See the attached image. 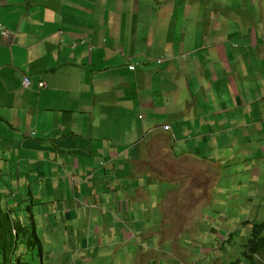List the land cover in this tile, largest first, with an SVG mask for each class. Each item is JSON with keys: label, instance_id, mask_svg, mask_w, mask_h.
<instances>
[{"label": "crops", "instance_id": "crops-1", "mask_svg": "<svg viewBox=\"0 0 264 264\" xmlns=\"http://www.w3.org/2000/svg\"><path fill=\"white\" fill-rule=\"evenodd\" d=\"M114 2L0 0V22L12 31L7 38L0 34L4 202L14 207L45 200L48 213L70 221V232L77 227L74 210H85V225L95 222L98 229L97 218L115 214L107 207L122 209L125 198L141 202L137 193H125L126 180L134 173L150 203L154 195L146 187L153 184V175L181 187V205L186 181L193 184L191 169L205 193L212 169L200 155L209 154L211 147L222 149L226 131L235 128L225 126V119L237 118L245 105L231 94L232 87L238 89L236 79L222 71L225 46L216 40L206 44L205 34L200 45L184 34L195 14L192 4L129 0L125 14L114 11ZM199 15L198 28L211 30ZM149 19L155 20L147 26L150 34L140 36L139 28ZM158 58L165 61L158 63ZM25 77L31 79L29 87L23 85ZM12 107L25 112H10ZM17 113L31 131L22 139L14 127ZM187 160L196 163L185 172L175 173L169 166ZM175 175L184 176L185 184ZM84 242L85 248L91 244L90 239ZM108 242L117 244L120 238L112 236Z\"/></svg>", "mask_w": 264, "mask_h": 264}, {"label": "rangeland", "instance_id": "rangeland-1", "mask_svg": "<svg viewBox=\"0 0 264 264\" xmlns=\"http://www.w3.org/2000/svg\"><path fill=\"white\" fill-rule=\"evenodd\" d=\"M128 2L115 0L114 11L119 9L127 14ZM183 2L192 4L195 13L189 17L184 34L189 35L191 42L200 45L205 34L206 44L216 40L221 47L225 46L222 71L229 80L232 76L236 79L238 89L232 87L231 94L235 92L245 104L239 108L237 118L225 119V126L235 128L226 131L228 141L224 142L222 149L216 152L211 147V155H200L212 169L209 187L206 186L205 193H201L198 173L194 169H191L193 175H188L193 177L190 185L182 181L184 176L175 175L187 186L181 205L178 203L181 187L169 184L166 177L153 175V184L146 187L151 188L154 195L150 203L141 183L136 181L138 174L134 173L126 180L125 193H137L141 202L138 198H125L122 209L107 207L108 211L115 210V214L97 218L101 226L98 229L93 227L95 222L91 227L85 225L82 220L86 216L85 210L80 213L74 210L72 214L77 217L74 232L66 229L71 223L65 217L48 213L49 203L45 200L36 201L34 205L31 201L17 202L10 207L13 218L19 217L30 223L33 217L42 243V261L37 248L29 253L34 263L228 264L242 257L253 223H264V0ZM199 14L204 17L203 25L210 26L211 30L198 28ZM154 23L153 19L144 22L139 35H149L151 30L147 26ZM15 110L25 112L24 107L10 108V112ZM14 118L20 124L14 126L15 130L20 129V139L31 134L27 130L30 126L18 120L19 114ZM212 134H207L210 146ZM195 163L178 161L169 166L178 173L189 170ZM14 174L17 177L16 171ZM33 183L36 184L37 180ZM68 190L73 194L71 187ZM170 191H173L171 197L168 196ZM54 193L60 197L58 189ZM21 196L27 197L24 187ZM78 204L85 206L88 203ZM160 206L163 210L157 211ZM246 221L248 223L244 224ZM118 230L120 235L116 236ZM112 236L120 238V242L109 243ZM84 239H90V246L85 248Z\"/></svg>", "mask_w": 264, "mask_h": 264}, {"label": "trees", "instance_id": "trees-1", "mask_svg": "<svg viewBox=\"0 0 264 264\" xmlns=\"http://www.w3.org/2000/svg\"><path fill=\"white\" fill-rule=\"evenodd\" d=\"M0 120H2L1 115ZM4 186L6 187V182L0 169V264H37L29 257V253L36 248L41 261L43 255L42 243L33 217L31 216L30 223L21 218H13L12 209L7 206V202L6 204L4 202ZM247 223V221L244 222V224ZM228 264H264V223H253L242 257Z\"/></svg>", "mask_w": 264, "mask_h": 264}, {"label": "built area", "instance_id": "built-area-1", "mask_svg": "<svg viewBox=\"0 0 264 264\" xmlns=\"http://www.w3.org/2000/svg\"><path fill=\"white\" fill-rule=\"evenodd\" d=\"M0 34L7 38L8 36L12 35V31L9 27H6L0 22ZM131 68H134V66H131ZM24 87H29L31 85V79L29 77H25L23 80ZM46 84L44 82H40L39 86L44 87ZM166 129H169V126L165 127Z\"/></svg>", "mask_w": 264, "mask_h": 264}, {"label": "clouds", "instance_id": "clouds-1", "mask_svg": "<svg viewBox=\"0 0 264 264\" xmlns=\"http://www.w3.org/2000/svg\"><path fill=\"white\" fill-rule=\"evenodd\" d=\"M156 61L158 62V63H163L164 61H165V58H158V59H156ZM131 66H134V68H131ZM129 68L131 69V70H135L136 69V64H131V65H129ZM24 80V79H23ZM42 82V81H41ZM40 83V82H39ZM40 88H43V87H41V86H39ZM45 87V86H44ZM166 126H169V125H166ZM165 126V127H166ZM164 127V128H165ZM166 129V128H165ZM169 129H170V126H169ZM169 129H166V130H169ZM35 133V132H34Z\"/></svg>", "mask_w": 264, "mask_h": 264}]
</instances>
